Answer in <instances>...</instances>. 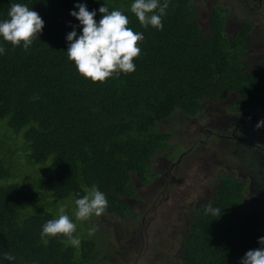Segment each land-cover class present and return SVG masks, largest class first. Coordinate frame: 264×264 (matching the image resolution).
Masks as SVG:
<instances>
[{
  "label": "trees",
  "instance_id": "16d2710c",
  "mask_svg": "<svg viewBox=\"0 0 264 264\" xmlns=\"http://www.w3.org/2000/svg\"><path fill=\"white\" fill-rule=\"evenodd\" d=\"M196 1L169 0L158 29L140 23L131 12L133 0H0V20L14 2L33 7L45 20L27 50L0 37L6 49L0 55V118L5 130L23 131L27 161L41 165L28 183L12 180L17 145L0 143V264H87L105 245L98 248L101 241L93 235L82 238L80 250L64 234L42 237L43 225L54 218L46 207L75 202L95 186L107 195L105 214L138 220L135 179L149 184L156 157L180 148L173 141L177 134L165 127L178 112L198 116L205 102L222 100L223 107L234 93L233 110L264 113V54L253 64L246 55L254 25L243 22L230 39L225 10H211L202 26L199 17L207 15H198ZM78 2L89 10L106 2L144 34L134 72L93 81L68 59L66 35L73 25L82 30L70 14ZM102 15L97 11V21ZM247 184L222 169L205 200L187 206L174 264H239L260 246L264 228L243 223ZM209 203L218 214L206 212ZM5 252L16 259L8 261Z\"/></svg>",
  "mask_w": 264,
  "mask_h": 264
},
{
  "label": "rangeland",
  "instance_id": "374dc122",
  "mask_svg": "<svg viewBox=\"0 0 264 264\" xmlns=\"http://www.w3.org/2000/svg\"><path fill=\"white\" fill-rule=\"evenodd\" d=\"M223 1L229 2L223 7L230 12L225 20V28L230 39L243 22L250 21L255 27L249 36V49L246 53L248 57H251L250 63L253 64V59L257 61L264 54V0ZM208 3L209 0H202V3L200 0L196 1L195 7L199 16L209 14L213 9ZM206 20V16L199 17L202 26ZM232 98L233 96L228 100ZM221 101L205 102L203 113L198 116L188 117L178 112L174 116L175 121L165 126L166 129H171L177 134L173 137V141L180 145V148L173 154H177L174 160L181 152H185V156L174 169L173 167L166 168L163 162L157 164L154 167L153 182L147 185H139L135 179L136 189L140 193L135 198L137 208L147 210L149 204L153 205L157 202L154 209L141 215L138 220L123 219L105 213L100 216L93 215L88 220H77L76 205L75 202H70L71 199H68L70 201H55L50 207H46L48 211H54V218H58L61 214L60 208L64 207L67 214L77 224L81 241L82 238L93 235L101 241L98 248L105 245L93 253V258L87 264H174L176 257L180 255V230L185 223L182 217L183 211H188L187 206L193 201L205 200V197L211 193L212 185L222 169L242 177L247 174L246 169L241 167L240 153L237 152L239 155L236 157L231 149L232 146L223 139L218 140V137L214 135L220 128L213 125L218 123L223 113L226 112L224 106L220 105ZM260 118L264 119V116H258L256 122L254 137L258 140L263 137ZM5 125L6 120L0 118V143L3 144L5 139L6 144L13 143L18 149L11 157L15 165V177L12 180L26 184L30 179L36 178L38 172L40 173L41 165L27 161L23 149V131L14 134L15 132L10 128L5 130ZM209 129L214 132H210ZM201 142H205V151L200 147ZM9 147L11 145L7 146ZM167 153L168 151H165L162 156ZM221 154L224 155L221 156ZM231 154H233V159L228 157L227 161L224 157ZM173 155L168 158L173 159ZM256 163H261V160L257 159ZM239 170L240 174H238ZM163 177L166 178L164 183L161 180ZM253 186L248 185L246 195L250 200V209L243 210L245 212L243 223H256L264 228V211L258 209L261 201L254 200L260 192H264V186H260L261 191L258 194L252 189ZM31 209H33L31 212H35L33 207L29 210ZM91 229L95 231H90ZM157 232H159L158 235ZM67 243L70 244V241L68 240ZM76 247L80 250L81 243Z\"/></svg>",
  "mask_w": 264,
  "mask_h": 264
},
{
  "label": "clouds",
  "instance_id": "9594fccd",
  "mask_svg": "<svg viewBox=\"0 0 264 264\" xmlns=\"http://www.w3.org/2000/svg\"><path fill=\"white\" fill-rule=\"evenodd\" d=\"M200 1L202 3V0ZM210 1L213 0H209L208 3L212 6V11L220 6L225 10L224 14L227 17L230 12L223 5L229 4L228 1L217 0L216 3H210ZM168 6L169 0H133L131 12L145 28L151 25L163 29L162 18L166 15ZM97 11L103 14L99 21L96 19ZM70 14L79 20L82 30L78 33V26L73 25V30L66 35V40L69 42L66 51L68 59L74 61L77 70L82 75L93 81L103 82L114 74L119 75L121 72L126 74L136 70L134 58L141 53L138 41L144 40V34L134 31L128 26L129 17L126 13L119 9L110 10L106 2L101 4L98 9L92 10H89L87 3L78 2ZM206 19H208V15ZM204 25H207V20ZM44 26L45 20L33 7L14 2L8 11V18L0 20V37L3 41L11 42L13 46H22L27 50L36 35L40 36ZM5 51V47L0 43V55ZM233 95L234 93L231 97ZM262 122L264 121H261L260 125ZM174 159L175 157L171 160ZM245 196L249 203L250 200L246 194ZM108 203L106 193L98 187L86 189L84 195L77 194L75 199V217L77 220H88L93 215L100 216L106 211ZM59 211L61 214L58 218L50 219L43 225L42 237H56L58 234H64L68 237L71 246H79L81 240L79 235L75 234L77 224L67 214L64 207H61ZM206 212L215 215L219 213V208H214L209 203ZM90 231H95V229ZM258 243L260 246L249 249L240 258L239 264H264V236L258 237ZM3 257L8 261L16 259L11 252L3 253Z\"/></svg>",
  "mask_w": 264,
  "mask_h": 264
},
{
  "label": "flooded vegetation",
  "instance_id": "af4514ba",
  "mask_svg": "<svg viewBox=\"0 0 264 264\" xmlns=\"http://www.w3.org/2000/svg\"><path fill=\"white\" fill-rule=\"evenodd\" d=\"M253 24V23H252ZM236 32V31H235ZM234 32V33H235ZM227 101V100H226ZM231 101L226 103L224 106L225 113H223L222 117L213 126H216L217 128H220L217 132V134H214L219 139H223L224 142H228L227 144L232 146L231 149L233 150L236 157H238V153H240V161L242 163L241 167H244L246 169V175L243 177L245 181L248 182L249 186H253V190L256 191V194H258L261 189L260 186H264V122H262V129H263V137H261L259 140L255 138V129H256V122L258 119V115L264 116V113L259 112H252L250 110H233L230 106ZM203 113V111L201 112ZM241 115V116H239ZM261 121H264V119L260 118ZM251 122H253L251 124ZM234 125V126H232ZM221 130V131H220ZM210 132H214L213 130L209 129ZM227 132L226 134L222 132ZM205 142H201V148H203V151H205L204 146ZM237 150V151H236ZM196 151V150H195ZM195 153V152H194ZM224 154H221L223 156ZM185 152L180 153L176 160H170L166 156H157L156 157V164L154 167H156L159 162H163L164 165H166V168L177 166L178 163L182 161L181 158H184ZM229 158L233 159V154L226 155L224 158L228 161ZM181 159V160H180ZM260 159L261 163H256V160ZM191 168V166H190ZM242 171V169L240 168ZM238 171V174L241 173V171ZM162 183L166 180L165 177L161 178ZM153 182V179L152 181ZM257 184V185H255ZM258 201H261V205L258 209H261L264 211V192H260L258 197H256ZM157 202L155 204H149L148 209L145 210L143 208H138L140 212V216L144 215L145 213H148L150 209H154ZM247 209L249 208V203L247 204ZM139 216V217H140ZM141 226L139 229L141 230ZM159 232H157V235ZM162 235V232L160 236Z\"/></svg>",
  "mask_w": 264,
  "mask_h": 264
},
{
  "label": "bare ground",
  "instance_id": "6f19581e",
  "mask_svg": "<svg viewBox=\"0 0 264 264\" xmlns=\"http://www.w3.org/2000/svg\"><path fill=\"white\" fill-rule=\"evenodd\" d=\"M169 125V124H168ZM246 192V191H245ZM134 205V204H133ZM127 216V215H126ZM248 222V221H247ZM256 224V223H255ZM184 257V256H183ZM179 260V259H178ZM177 262V261H176Z\"/></svg>",
  "mask_w": 264,
  "mask_h": 264
}]
</instances>
